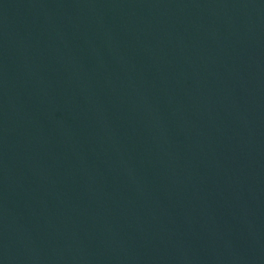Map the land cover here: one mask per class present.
Returning <instances> with one entry per match:
<instances>
[{
	"label": "water",
	"instance_id": "1",
	"mask_svg": "<svg viewBox=\"0 0 264 264\" xmlns=\"http://www.w3.org/2000/svg\"><path fill=\"white\" fill-rule=\"evenodd\" d=\"M0 264H264V0H0Z\"/></svg>",
	"mask_w": 264,
	"mask_h": 264
}]
</instances>
